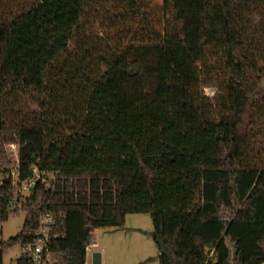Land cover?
<instances>
[{
  "label": "trees",
  "instance_id": "16d2710c",
  "mask_svg": "<svg viewBox=\"0 0 264 264\" xmlns=\"http://www.w3.org/2000/svg\"><path fill=\"white\" fill-rule=\"evenodd\" d=\"M258 5L39 0L0 23V221L20 199L6 146L19 145L21 179L35 164L55 175L21 199L0 264L46 209L64 231L51 264H87L93 231L123 229L130 213L151 215L159 264H264ZM218 76L216 112L203 88Z\"/></svg>",
  "mask_w": 264,
  "mask_h": 264
},
{
  "label": "rangeland",
  "instance_id": "374dc122",
  "mask_svg": "<svg viewBox=\"0 0 264 264\" xmlns=\"http://www.w3.org/2000/svg\"><path fill=\"white\" fill-rule=\"evenodd\" d=\"M5 7L3 17L0 23L8 18L9 15L17 12L19 9L29 6L39 0H4ZM252 34H259V41L264 42V5H258L254 14L250 17ZM257 32V33H256ZM251 33V32H250ZM254 34V35H255ZM256 36V35H255ZM258 36V35H257ZM73 47V45H71ZM214 59V58H213ZM214 61V60H213ZM213 79L208 86L203 88L204 93L213 102V109L218 111V100L222 98V93L218 91L219 79ZM260 85L264 89V73L259 79ZM260 110L253 106L248 110L246 121L242 131L250 128L249 119L258 116ZM9 157V147L6 146ZM12 158V157H11ZM15 198H20L16 205L10 211L7 220L0 221V236L3 240L17 235L22 231L27 212L21 206V199L30 195V190L19 186L13 189ZM154 224L149 213H130L126 217L125 228L120 230H111L107 228H97L92 233L91 242L96 241L95 251L102 253V264H159L158 250L153 240L152 231ZM25 251V245L17 243L10 246L4 254L3 264H17V260ZM90 257H88V264Z\"/></svg>",
  "mask_w": 264,
  "mask_h": 264
},
{
  "label": "built area",
  "instance_id": "2783aa9c",
  "mask_svg": "<svg viewBox=\"0 0 264 264\" xmlns=\"http://www.w3.org/2000/svg\"><path fill=\"white\" fill-rule=\"evenodd\" d=\"M8 147L9 153L12 155L11 157L13 160V165L11 166V171L7 174V176L11 177L13 188L23 186L24 188L31 190L37 185L38 182L50 186L49 179L53 178L55 175L53 172L43 169L40 164L33 165L31 168V175L21 179L19 171V145L16 143H11L8 145ZM4 178L5 175L0 172V183H3ZM14 203L16 205L17 201ZM63 237V222H60L57 219L53 210H44V212L39 217L38 225L34 231L32 241L25 245L24 252L29 257V262L27 264H51L53 258V241L54 239ZM94 247H96V243L94 242H91L86 246L87 263L88 257H90V260H92Z\"/></svg>",
  "mask_w": 264,
  "mask_h": 264
},
{
  "label": "water",
  "instance_id": "95a60500",
  "mask_svg": "<svg viewBox=\"0 0 264 264\" xmlns=\"http://www.w3.org/2000/svg\"><path fill=\"white\" fill-rule=\"evenodd\" d=\"M92 264H102V253L95 251L92 255Z\"/></svg>",
  "mask_w": 264,
  "mask_h": 264
},
{
  "label": "crops",
  "instance_id": "0c3cea01",
  "mask_svg": "<svg viewBox=\"0 0 264 264\" xmlns=\"http://www.w3.org/2000/svg\"><path fill=\"white\" fill-rule=\"evenodd\" d=\"M93 242L96 243V246L98 245L96 241H93ZM95 251H96V250H95ZM95 251H94V252H95ZM89 263L92 264V260H90ZM87 264H88V263H87Z\"/></svg>",
  "mask_w": 264,
  "mask_h": 264
}]
</instances>
